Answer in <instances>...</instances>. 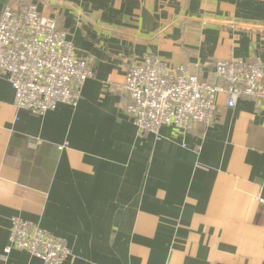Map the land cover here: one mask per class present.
<instances>
[{"label": "crops", "instance_id": "0c3cea01", "mask_svg": "<svg viewBox=\"0 0 264 264\" xmlns=\"http://www.w3.org/2000/svg\"><path fill=\"white\" fill-rule=\"evenodd\" d=\"M21 1L56 20L95 76L76 106L33 115L0 74V264H40L15 249L2 259L13 217L65 239L63 264H264V99L228 108L219 93L211 125L155 136L123 90L148 53L212 84L216 61L264 58V0Z\"/></svg>", "mask_w": 264, "mask_h": 264}, {"label": "built area", "instance_id": "2783aa9c", "mask_svg": "<svg viewBox=\"0 0 264 264\" xmlns=\"http://www.w3.org/2000/svg\"><path fill=\"white\" fill-rule=\"evenodd\" d=\"M214 70L223 84L209 83L191 67L169 65L153 53L129 66L123 83L125 110L137 130L157 136L165 126L184 131L197 124L209 126L217 114L219 93L225 94L228 108L242 97L264 99L261 54L218 60ZM0 74L14 92V106L41 115L58 103L76 106L83 84L95 76V70L89 58L76 53L56 20L43 16L35 4L17 0L0 15ZM9 231L4 261L14 249L27 252L40 264H63L70 255L65 239L29 220L13 217Z\"/></svg>", "mask_w": 264, "mask_h": 264}]
</instances>
